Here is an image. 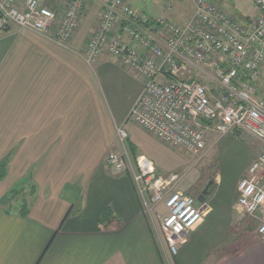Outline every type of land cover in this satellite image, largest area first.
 I'll list each match as a JSON object with an SVG mask.
<instances>
[{
    "label": "crops",
    "instance_id": "0c3cea01",
    "mask_svg": "<svg viewBox=\"0 0 264 264\" xmlns=\"http://www.w3.org/2000/svg\"><path fill=\"white\" fill-rule=\"evenodd\" d=\"M67 1L44 3L58 19ZM211 1L242 23L258 14L251 0ZM101 11V2L85 0L78 28L65 44L54 40L52 30H0V264H264V239L256 227L249 243L217 259L208 256L227 238L233 206L240 210L236 185L258 154L257 139L256 151L240 152V168L234 161L225 165V176L238 169L226 189L215 175L207 212L174 255L164 237H155L154 219L130 172L107 164L108 152L120 146L116 127L127 123L142 78L107 53L91 65L83 59ZM191 13L190 0H180L174 13L169 6L146 15L184 21ZM127 135L133 157L138 136ZM221 137L228 154L231 146L245 147L254 138ZM173 188L189 193L177 183ZM38 203L44 204L40 212ZM51 203L61 204V212L50 214ZM208 221L211 227L199 233Z\"/></svg>",
    "mask_w": 264,
    "mask_h": 264
},
{
    "label": "built area",
    "instance_id": "2783aa9c",
    "mask_svg": "<svg viewBox=\"0 0 264 264\" xmlns=\"http://www.w3.org/2000/svg\"><path fill=\"white\" fill-rule=\"evenodd\" d=\"M97 1L100 18L81 55L91 65L107 53L142 78L127 120L193 154L205 148L209 131L246 133L259 141L236 191L237 207L256 220L264 239V97L256 95L264 67V0H251L258 14L249 23L211 0H190L192 13L184 21L140 14L127 0ZM84 2L68 0L57 19L44 0H0V30L11 25L42 34L52 30L54 40L65 44L78 28ZM116 134L120 146L108 152L106 162L115 171L130 172L144 200L149 195L153 205L163 204L158 217L174 255L202 221L208 202L174 189L173 177L157 173L145 155L132 157L123 126Z\"/></svg>",
    "mask_w": 264,
    "mask_h": 264
},
{
    "label": "rangeland",
    "instance_id": "374dc122",
    "mask_svg": "<svg viewBox=\"0 0 264 264\" xmlns=\"http://www.w3.org/2000/svg\"><path fill=\"white\" fill-rule=\"evenodd\" d=\"M179 1L180 0H129L138 13L153 16L162 14L163 8H168L169 6L173 9L174 13L177 9V2ZM229 10L232 11V7L229 8ZM258 78L259 79H257L258 81L256 83V95L264 96V67ZM123 128L127 131V134L133 135L131 138L132 140L138 136V142L135 143L133 148L136 150V153L143 154L150 160H153V164L158 170L157 173L166 179H171V177H173V186L177 183L179 189L189 191V193L195 196L206 182L212 181L213 184L214 177L217 174L221 176L222 187L226 189L228 183L235 176L238 169H234L231 174L225 176V165H227L228 162L234 161L237 163L238 168H240L242 161L239 160L241 158L239 154L242 149L245 148L246 153L250 154L252 151H256L258 144L255 138H252V141H244L245 147L240 145L231 146V154H228L227 150L230 147L224 146L221 135L218 132L213 131V133L208 132L206 134L205 148L202 151L193 154L181 147H170L165 145L153 136L145 133L144 130L137 126L132 120H128ZM216 137L217 140L215 141L214 138ZM127 149L131 155L128 146ZM253 158H255V156ZM144 198L146 204L142 202L143 208L146 213L151 214L154 219V235L156 238L160 237L162 239L164 236L158 214H164L165 208L162 203L153 205L149 200V195H145ZM234 200H236V197ZM236 203L235 206H237ZM43 205L44 204L38 203V212L41 211L40 209ZM49 206H51L48 211L50 214L61 212V204L51 203ZM214 212L217 211L214 210L212 212L213 215H215ZM231 215V221L230 224H228V226H230L227 238H224L225 240L221 241L215 247H212V250L208 252L209 258L217 259L223 253L232 251L249 243L250 238L253 237L252 235L255 233L254 230L256 224L247 215L243 214L242 211L236 210L234 206ZM210 227L211 225L208 221L204 227L198 230V232H205V230L207 231ZM257 236L258 235H256V237Z\"/></svg>",
    "mask_w": 264,
    "mask_h": 264
},
{
    "label": "trees",
    "instance_id": "16d2710c",
    "mask_svg": "<svg viewBox=\"0 0 264 264\" xmlns=\"http://www.w3.org/2000/svg\"><path fill=\"white\" fill-rule=\"evenodd\" d=\"M132 150V155H133V157H135L136 155H137V153H136V150L133 148V149H131ZM4 167H5V163L4 162H2V163H0V177H2L3 175H4V173H5V170H4ZM210 191V190H209ZM16 192L14 191V190H12V192H11V194L9 195V197H13L14 196V194H15ZM25 205L23 204V207H24ZM23 212L25 213V210H23ZM69 212V211H68ZM68 212L65 214V216H64V218H66V216L68 215Z\"/></svg>",
    "mask_w": 264,
    "mask_h": 264
},
{
    "label": "water",
    "instance_id": "95a60500",
    "mask_svg": "<svg viewBox=\"0 0 264 264\" xmlns=\"http://www.w3.org/2000/svg\"><path fill=\"white\" fill-rule=\"evenodd\" d=\"M207 187H208V184L205 186L204 190L200 194L197 195V199L199 201H203V199L205 198Z\"/></svg>",
    "mask_w": 264,
    "mask_h": 264
},
{
    "label": "flooded vegetation",
    "instance_id": "af4514ba",
    "mask_svg": "<svg viewBox=\"0 0 264 264\" xmlns=\"http://www.w3.org/2000/svg\"><path fill=\"white\" fill-rule=\"evenodd\" d=\"M207 184H208V187H207V191H206V194H205V195H207V194L209 193L210 185L212 184V181H211V182H206V183L204 184V186L201 187V188L199 189V191L197 192V195L200 194V193L204 190V188H205V186H206Z\"/></svg>",
    "mask_w": 264,
    "mask_h": 264
}]
</instances>
